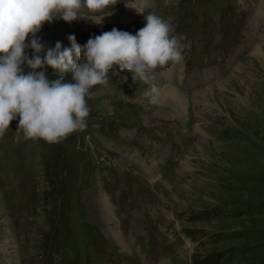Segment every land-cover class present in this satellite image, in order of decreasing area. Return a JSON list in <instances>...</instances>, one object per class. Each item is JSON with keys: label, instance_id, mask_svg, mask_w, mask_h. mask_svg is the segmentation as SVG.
<instances>
[{"label": "rangeland", "instance_id": "rangeland-1", "mask_svg": "<svg viewBox=\"0 0 264 264\" xmlns=\"http://www.w3.org/2000/svg\"><path fill=\"white\" fill-rule=\"evenodd\" d=\"M116 2L45 23L40 55L70 48V35L84 45L113 27L135 34L153 13L183 59L148 83L113 68L90 90L86 127L59 143L26 140L11 122L0 264H264V0ZM170 86L174 105L161 97Z\"/></svg>", "mask_w": 264, "mask_h": 264}, {"label": "clouds", "instance_id": "clouds-1", "mask_svg": "<svg viewBox=\"0 0 264 264\" xmlns=\"http://www.w3.org/2000/svg\"><path fill=\"white\" fill-rule=\"evenodd\" d=\"M116 4V0H0V137L18 119L16 132L22 131L24 139L59 143L86 127L90 90L106 84L113 68L148 83L157 68L183 59V45L171 35V25L153 13L144 14V27L135 34L113 27L84 45L70 35V48L61 50L57 42L40 55L45 45L37 34L45 23L72 22L86 17L80 15L82 10L97 13ZM45 66L60 75L50 79ZM65 73H70L71 81ZM156 94L155 84L144 93L153 104Z\"/></svg>", "mask_w": 264, "mask_h": 264}, {"label": "bare ground", "instance_id": "bare-ground-1", "mask_svg": "<svg viewBox=\"0 0 264 264\" xmlns=\"http://www.w3.org/2000/svg\"><path fill=\"white\" fill-rule=\"evenodd\" d=\"M162 95L161 97L162 98H165L166 100H169L171 99V104L174 105V101L179 99L180 96H181V92L179 89H177L176 87L174 86H170V87H165L163 90H162ZM106 207H108V203H106ZM119 238V241L120 243L122 244L123 247H126L123 243V240L120 238V236H117Z\"/></svg>", "mask_w": 264, "mask_h": 264}]
</instances>
